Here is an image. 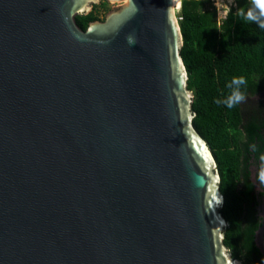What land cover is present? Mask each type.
Wrapping results in <instances>:
<instances>
[{
  "label": "water",
  "instance_id": "water-1",
  "mask_svg": "<svg viewBox=\"0 0 264 264\" xmlns=\"http://www.w3.org/2000/svg\"><path fill=\"white\" fill-rule=\"evenodd\" d=\"M100 1L0 0V264H243L176 0H105L121 4L81 29Z\"/></svg>",
  "mask_w": 264,
  "mask_h": 264
},
{
  "label": "trees",
  "instance_id": "trees-1",
  "mask_svg": "<svg viewBox=\"0 0 264 264\" xmlns=\"http://www.w3.org/2000/svg\"><path fill=\"white\" fill-rule=\"evenodd\" d=\"M105 7L76 16L77 25L102 21ZM177 17L192 123L220 178L224 245L243 264H264L254 243L262 193L251 182V168L264 165V101L247 104L264 90V0H234L223 20L210 0H180Z\"/></svg>",
  "mask_w": 264,
  "mask_h": 264
},
{
  "label": "rangeland",
  "instance_id": "rangeland-1",
  "mask_svg": "<svg viewBox=\"0 0 264 264\" xmlns=\"http://www.w3.org/2000/svg\"><path fill=\"white\" fill-rule=\"evenodd\" d=\"M213 3V6L216 9V13H217V19L218 20H223L226 17V14L229 10V8L234 4V0H210ZM100 3H105V9L104 8H100V17L103 18L105 17V15L111 11L112 8H116L119 7L121 2L118 3H110L107 2L105 0H101ZM99 3V4H100ZM180 8V7H179ZM179 8L176 9V14H179ZM261 100L264 101V90L262 92H260L259 94L249 98V101L247 104L252 106L253 103H255L256 101Z\"/></svg>",
  "mask_w": 264,
  "mask_h": 264
},
{
  "label": "flooded vegetation",
  "instance_id": "flooded-vegetation-1",
  "mask_svg": "<svg viewBox=\"0 0 264 264\" xmlns=\"http://www.w3.org/2000/svg\"><path fill=\"white\" fill-rule=\"evenodd\" d=\"M252 168H255L256 180L260 183L261 188L264 189V165H254Z\"/></svg>",
  "mask_w": 264,
  "mask_h": 264
},
{
  "label": "bare ground",
  "instance_id": "bare-ground-1",
  "mask_svg": "<svg viewBox=\"0 0 264 264\" xmlns=\"http://www.w3.org/2000/svg\"><path fill=\"white\" fill-rule=\"evenodd\" d=\"M180 7V0H176V9Z\"/></svg>",
  "mask_w": 264,
  "mask_h": 264
},
{
  "label": "built area",
  "instance_id": "built-area-1",
  "mask_svg": "<svg viewBox=\"0 0 264 264\" xmlns=\"http://www.w3.org/2000/svg\"><path fill=\"white\" fill-rule=\"evenodd\" d=\"M179 10H180V8H179ZM178 19L180 20L181 18H180V17H177V20H178Z\"/></svg>",
  "mask_w": 264,
  "mask_h": 264
}]
</instances>
